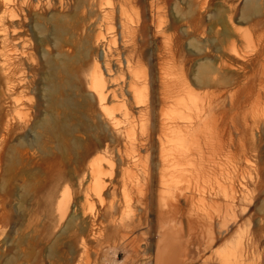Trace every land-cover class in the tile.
Here are the masks:
<instances>
[{
    "label": "rangeland",
    "instance_id": "374dc122",
    "mask_svg": "<svg viewBox=\"0 0 264 264\" xmlns=\"http://www.w3.org/2000/svg\"><path fill=\"white\" fill-rule=\"evenodd\" d=\"M33 1L24 11V28L18 35L27 39L26 48L36 61L38 56L43 57L47 49L61 61L59 17L65 15L66 42L62 49L66 65L67 105L56 113L57 122L62 117L58 113L64 114L65 130L64 133L56 131L54 137L48 136L45 121L48 116L44 108L37 109L34 89L25 96L29 100L27 109L19 110L13 106L18 93L0 99V264H75L81 252L79 235L82 223L73 215V207L75 203L79 205L81 193L88 183V164L110 138L86 83L96 55L91 44L95 33L91 21L96 11H93L91 0H60L62 7L57 0H53V7L44 2L38 6ZM157 1L166 22L167 37L177 45L176 61L172 63L174 69L186 78L199 102L210 106L213 116L210 121L217 119L220 127H225L223 139L228 145L227 158L213 151V171L218 172L219 160L233 168L243 166L247 170L246 180L250 188L254 181L249 175L255 179L258 173L261 177L262 194H259V200L249 205L244 214H240L241 209L236 210L235 223L223 227L222 215L217 217L216 206L208 207L214 215L209 236H203L201 232L206 227L202 228V224L195 222L190 249L192 264H264V0ZM135 9L140 14L145 11L141 4ZM51 13L53 16L49 18ZM130 14L136 18L135 13ZM44 19H48L49 23H45ZM47 27H50L48 40L44 37H47ZM147 39L149 51L143 68L147 70L153 66L149 69L151 73V70H157L158 62L149 54L155 44L151 36ZM38 42H42V51L37 48ZM7 44L8 47L14 46L13 41ZM222 62L235 67L227 68L221 65ZM154 64L157 66L154 67ZM33 71L38 72L36 68ZM44 85L45 80H42V87ZM39 95L44 101V91ZM158 113L159 109L154 113L150 109L143 115L135 108L130 110L137 140L145 138L141 126L150 124L152 117H158ZM207 132L212 133L210 128ZM124 139V136L119 137L114 145L123 148ZM100 145V149L96 150ZM112 155V178L106 177L108 180H105L116 183L122 177L119 175H122L123 167L119 156L115 152ZM152 160L149 159L148 167H154L157 172ZM140 162L133 171L134 176L143 182L145 159ZM208 175L205 185L200 182L206 190L215 185L213 174ZM184 184L187 183L182 181L181 186ZM110 187L105 189L106 197L113 189ZM144 187L153 193L154 186ZM119 188L116 187L115 192L121 197ZM152 193L150 196L154 197ZM220 207L223 209L222 205ZM101 209L102 206L95 202V212ZM140 209L135 207L131 213L143 215L144 224L137 228L136 235L137 242L143 241L147 245L144 249L147 252L141 250L128 258L129 253L123 250L122 244L100 248L89 236L87 246L90 257L87 264H154L155 245L162 236L159 222L155 211L144 215ZM105 225L111 229V225ZM217 229L226 232L220 234ZM239 236H244V244L248 246V254L243 260L230 252ZM211 240H214L213 244H209ZM142 243L139 244L143 246Z\"/></svg>",
    "mask_w": 264,
    "mask_h": 264
},
{
    "label": "bare ground",
    "instance_id": "6f19581e",
    "mask_svg": "<svg viewBox=\"0 0 264 264\" xmlns=\"http://www.w3.org/2000/svg\"><path fill=\"white\" fill-rule=\"evenodd\" d=\"M34 1L37 5L44 2L53 7L56 0ZM57 3L60 7L63 6L60 0H57ZM0 4V99L18 93L19 97L13 100V106L19 110L27 109L29 100L25 96L34 89L37 109L40 111L44 108L48 116L45 119L48 136L54 137L56 131L64 133V114L58 113L62 117L57 122L56 113L67 105L66 65L62 49L66 42L65 15L59 17L61 61L48 49L43 52V57L38 56L36 61L26 48L27 39L24 35H18L24 28V11L32 5V0H1ZM91 4L93 11H96V16L90 20L95 32L91 44L96 55L86 83L110 138L101 150L99 149L102 145L96 148L99 153L88 164V183L81 193V201L73 207V215L80 218L82 223L79 235L81 252L75 264L89 263V236L94 238L100 248L104 245L118 247L122 244L123 250L129 253L128 258L131 254L147 248L143 241L137 242L136 230L144 222L142 223V213L132 215L135 207L141 208L144 215L148 211H155L157 216L162 236L155 245L154 264H192L190 249L195 222L202 224V228L206 227L201 234L209 236L208 231H211L214 215L212 216L208 207L216 206L217 217L222 215L223 227L235 223L236 210L241 209L240 214H244L249 205L259 200L257 198L262 194L261 177L256 173L254 179L250 174V179L254 181L250 188L246 180L247 170L243 166L236 165L233 168L229 163L219 160L218 172L213 171V151H218L227 158L228 145L223 139L225 127H220L217 119L211 120L212 124L209 125L210 119L213 118L210 106L199 102L186 78L174 69L172 63L176 61L177 45L167 37L169 34L167 35L165 30L166 22L158 7V1L114 0L110 3L108 0H91ZM138 4L145 8L142 14L135 9ZM130 12L135 13V19ZM51 15L52 13L48 15L49 18L53 16ZM46 20L45 23H49ZM47 32V37L44 36L46 40L50 27H47ZM149 36L155 44L153 52L149 54L158 62H155L158 64L157 70H151V73L149 69L153 66L147 69L149 72L143 68L149 51ZM9 41H13V47L7 46ZM37 48L42 51V42H38ZM234 54L238 57L235 52ZM221 65L232 69L235 67L225 62ZM155 66L157 65L154 64ZM32 67L38 72H34ZM42 80H45L43 87ZM41 91H44L46 97L44 101L40 99ZM133 108L142 115L150 109L153 113L159 109L158 117L153 114L152 122L141 126L145 133L143 140L134 137L135 124H132L130 118V110ZM192 112L195 113L190 116ZM38 126L41 128L42 124L39 123ZM208 128L211 129V134H208ZM123 136V148L116 147L115 142ZM114 152L119 156L123 167L122 175H119L122 177H119L120 180L115 179L116 183L110 179L107 181L113 174L114 163L110 156H113ZM150 158L153 159L152 165H156L157 172L152 166H149V169ZM142 159H145L143 182L134 176L133 171L141 164ZM215 161L218 166L217 160ZM209 172L213 174L215 185L206 190L200 182L209 180ZM182 181L187 183L182 185L183 188ZM109 185L113 189L108 191L109 197H106L105 189ZM118 186L121 189V197L115 192ZM144 186H154V197L150 196L152 192L145 190ZM65 193L69 196L68 191ZM95 202L102 206L98 212L94 210ZM105 223L111 225V229ZM218 232L221 234L223 230ZM225 232L226 230L223 233ZM243 240L244 236H239L230 250L231 255L238 256L239 260H243L248 254V246ZM213 243L214 240H211L209 244Z\"/></svg>",
    "mask_w": 264,
    "mask_h": 264
}]
</instances>
